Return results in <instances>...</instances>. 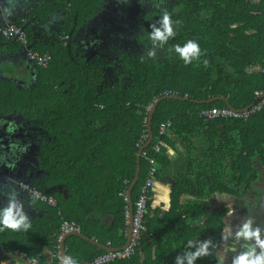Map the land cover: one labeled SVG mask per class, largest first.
I'll use <instances>...</instances> for the list:
<instances>
[{"label": "trees", "instance_id": "1", "mask_svg": "<svg viewBox=\"0 0 264 264\" xmlns=\"http://www.w3.org/2000/svg\"><path fill=\"white\" fill-rule=\"evenodd\" d=\"M68 3L69 14L60 27L64 35L69 34L71 26L82 27L103 0H67L56 8L65 12ZM168 7L175 10L173 19L181 22L176 40L170 44L183 43L185 38L197 40L205 52L202 59L208 60L206 68L202 64L184 66L166 58L162 51L158 61L146 62L141 61L142 54L125 53L119 56L128 73L123 85L115 83L99 89L93 68H86L79 61L71 63L58 42L54 47L39 48L32 31L25 29L29 43H33L32 50L48 53L52 60L45 72L39 70L28 96L22 98L4 84H0V96L11 93L12 102L28 100L29 108L38 105V116L45 126L57 125L54 131L50 129L57 135L55 145L40 156L47 178L35 187L41 192L51 186L63 187L68 195L58 191L51 194L55 207L48 206L41 216L32 219L29 233H0V252L20 251L38 264H47L42 253L45 249L53 251L63 220L75 222L80 234L103 246L124 245L126 203L120 193L127 191L133 181L137 144L147 130L149 109L166 92L186 100L169 96L158 103L151 118L152 140L145 153L154 156L152 149L159 142L174 150L177 141L185 147L174 174H169L173 162L164 147L154 156L156 180L168 170L174 182L169 198L171 208L167 212L153 210L151 190L144 219L146 232L134 255L109 264H173L187 239L219 241L226 210L211 212L209 201L214 195L243 199L261 178L264 107L247 120L219 118L209 122L200 119L198 113L224 108L225 103L201 105L195 101L225 98L234 109L242 110L254 101L256 90L264 89V76L260 73L264 68V0H169ZM155 15L154 10L146 13L143 39ZM62 81L64 86L71 84L72 90L63 92L57 86ZM168 120L171 138L158 133L159 124ZM147 168V161L140 158L139 179L131 192L133 202L146 179ZM94 213L111 216L112 224L100 226L88 218ZM65 245L66 254L80 264L105 252L76 236L68 237ZM150 253L154 257H145ZM50 264H58V258ZM197 264L215 262L208 257Z\"/></svg>", "mask_w": 264, "mask_h": 264}, {"label": "flooded vegetation", "instance_id": "2", "mask_svg": "<svg viewBox=\"0 0 264 264\" xmlns=\"http://www.w3.org/2000/svg\"><path fill=\"white\" fill-rule=\"evenodd\" d=\"M138 9L136 13L129 15L127 20L123 21V23L114 21L113 23H108V25L103 24L101 28L99 27L104 33V36L103 42L97 46L94 45L93 47V45H89L88 43H81L80 47H78L74 45L73 40L74 37H76L75 35L79 34L80 37L84 38L85 33L89 30L95 32V30L98 29L96 24L92 26V29L87 25H83L80 29L71 26L70 32L67 35L60 33V26L56 29L57 35L53 38L54 42H51V44L53 46V44L58 42L59 46L66 50L67 59L71 63L77 64L79 61L85 64L86 68H93V74L97 75L99 78L97 85L99 89H102L103 86H112L115 83L122 86L126 77H128V73L123 67V63L120 61L119 56L125 53H130L134 56L136 54H143L144 48L142 43L145 41L142 32L143 17L148 11L154 10L151 8L150 4L149 6L141 5V8ZM66 19L67 16H64L62 22H65ZM2 28L3 27H0V84H4V86L14 90V92L19 93L22 98H24L30 93L28 90L35 85L39 70L43 72L47 70L36 66L28 56V51L32 50L33 43H29L25 29L32 31L35 43H37L35 33L38 30L33 27L29 28V25L20 27L26 36V43L23 45L16 39L8 40L2 37ZM62 36L65 40H62ZM56 37L58 38L55 39ZM57 86L63 88V92L72 90L73 87L71 84L64 86L63 81L57 82ZM12 101L13 96L11 93L0 96V118L15 120L21 127L10 138L6 137L3 129H0V138H3L0 139V143L4 144L3 151L6 152L10 140L15 139H19L22 143H29L30 146L27 152L21 156L14 169H8L0 165V184L19 181L29 188L39 191L35 186L43 183L44 179L47 178L45 170L41 168V152L45 149H49L51 145H55L54 140L57 139V135L54 133L52 134V131H54L57 125L50 127L45 126L43 120L38 116V112H40L41 109L38 105L33 104V107L29 108L30 103L28 100H20L19 102ZM50 129L52 131H50ZM260 183H262L261 180H258L257 183L252 185L251 190L244 196V200L235 199L234 201L236 202L233 207L235 209L237 208L236 205L238 201H242L245 206L247 205V207H249L248 202H246L247 199L245 198L246 196H251L252 193L254 195L256 190L262 187ZM57 190H59L57 187L51 186L44 189L43 192H39L51 196V194L56 193ZM20 196L22 200H25V203H29L26 201L28 198V191H21ZM0 199H2V197H0ZM261 199L264 203V194ZM38 204L44 203H39L38 201L32 204V206ZM27 207H29V205L25 204V211L29 214L28 212L30 210H28ZM250 214L256 217L258 223L264 225V206L263 208L252 209ZM0 253L1 255L3 254V252Z\"/></svg>", "mask_w": 264, "mask_h": 264}, {"label": "clouds", "instance_id": "3", "mask_svg": "<svg viewBox=\"0 0 264 264\" xmlns=\"http://www.w3.org/2000/svg\"><path fill=\"white\" fill-rule=\"evenodd\" d=\"M123 4H129L130 0H118ZM154 9L155 19L148 25L147 36L142 43L144 51L140 55L141 61H158L159 52H163L168 59H175L183 63L184 66L193 65L206 68L208 60L202 59L205 52L201 49L200 43L195 39L185 38L183 43L175 41L179 32L180 21L173 19L175 10L170 11L169 0H147ZM7 7L0 9V18L10 17L20 3V0H4ZM141 5L145 0H138ZM21 125L15 120L0 118V129L6 137H12ZM3 139V138H0ZM29 143H22L19 139L10 140L7 151H3L4 144L0 143V165L8 169H14L17 162L29 148ZM169 155L174 153L169 150ZM25 186L19 181L0 184V233L4 234H27L32 228V219L25 211V204L32 205L42 199L39 191L32 190L28 193V198L22 200L20 192H24ZM165 193L162 199V211L167 212L171 208L170 199L167 196L166 186H160ZM225 202L226 217H231L235 213V208L227 200ZM212 257L215 264H264V225L257 222L255 216L246 213L239 218L236 224H225L220 230L219 241L213 238L203 239L193 237L187 239L174 257L173 264H197V261ZM15 259L10 257L8 264H15ZM22 264H38L32 259L23 258ZM58 264H80L72 255L60 254Z\"/></svg>", "mask_w": 264, "mask_h": 264}, {"label": "crops", "instance_id": "4", "mask_svg": "<svg viewBox=\"0 0 264 264\" xmlns=\"http://www.w3.org/2000/svg\"><path fill=\"white\" fill-rule=\"evenodd\" d=\"M66 1L67 0H20V3L18 4L15 11L10 17L0 18V27L7 26L11 23L12 24L20 23L26 26L29 25V28L33 27L38 30L35 33V37L37 38L36 45L39 48L43 49L49 46L52 47L51 42H54L53 38L57 35L56 29L63 25L64 21L62 22V20L64 19V16H67L69 14L70 5L69 3L66 5L65 12H63L61 9L56 7L59 4L63 5ZM142 5L149 6V3L147 2V0H145V3ZM3 7H7V4L4 3V0H0V9H2ZM138 8H141V4L138 3V0H130L129 4L120 3L118 2V0H103V3L99 5V7L94 12V14L84 24V26L87 25L91 29L92 26L96 24L98 29H96L95 32L89 30L87 33H85L84 38L80 37L79 34L75 35L76 37H74L73 39L74 45L80 47L81 43H88L89 45H93L94 47V45L97 46L98 44H101V42H103L102 40L104 33L101 31L100 28L103 26V24L108 25V23H113L114 21H120L123 23V21L127 20V17L129 15L136 13L139 10ZM144 17H143V22H144ZM80 28L81 26L78 27V29ZM0 46H1V38H0ZM254 70H257V68H254ZM168 136L169 138H171L172 135L169 134ZM175 145H176L175 150L169 146L163 145V147L166 149L168 157L173 162L172 165L173 168L169 171V174L175 173V169H177V167L183 160V156L185 154V147L180 141H177ZM169 150H171L174 153V155H169ZM160 186L167 187L168 189L167 196L168 198H170V194L173 191L174 182L172 181L171 177H169L168 170L165 175L161 176L159 179L156 180L154 187L152 189L153 190L152 207L153 210H158V211H162L163 204L161 198L165 195V193L161 190ZM57 191L58 193H61L63 196L68 195V191L63 187H60L59 190ZM218 198L227 200V202L231 205V207H233V205L235 204L234 201L235 199L233 198L227 196L214 195L209 201L211 212H219L220 210L225 209V202L218 200ZM181 201H183V198ZM46 208H48V206L43 204H38L36 206L31 205V207H27V209L30 210L28 212L29 213L28 215L30 216L29 218L33 219L38 216H41L42 213L44 212L43 210H45ZM88 218H90L93 221H97L100 226H107V227H109L112 224V220H113L111 216L98 214V213L90 214ZM224 223H226V221H224ZM67 240L68 238L64 242L65 253L67 250L65 245L67 243ZM42 254L47 264H50L52 260L55 259V257L52 255V251L49 249H45ZM60 254H61V244H60ZM1 256H3L4 258L2 259L0 258V264H8L7 260H9L10 256H14V255L12 253L11 254L3 253ZM142 257H144L143 254ZM145 257L152 258L154 257V255L153 253H150L148 256ZM19 259L15 261V264H22V262Z\"/></svg>", "mask_w": 264, "mask_h": 264}, {"label": "built area", "instance_id": "5", "mask_svg": "<svg viewBox=\"0 0 264 264\" xmlns=\"http://www.w3.org/2000/svg\"><path fill=\"white\" fill-rule=\"evenodd\" d=\"M1 35L2 37L8 40L16 39L18 42L22 43L23 45H25L26 43V36L24 32L21 30L19 26L14 24L4 26L1 29ZM62 40H65L63 36H62ZM28 56L30 60L36 64V66L45 70L48 68L51 61V56L48 53L39 54L36 51L29 50ZM260 73L264 76V68L260 69ZM164 96L173 97L176 96V94L171 92H166L164 93ZM255 100L256 103L247 110L242 109V110L233 111L228 109L227 107L224 108L213 107L211 109L201 110L198 113V117L200 119L209 122L219 118L247 120L251 115L261 111L262 108L264 107V89L256 90L254 92V101ZM170 128H171V121L168 120L163 123H160L158 127L159 135L167 136ZM147 141H148V133L147 130H145L141 134L137 147L139 149L144 147ZM161 147H163V143L159 142V144H157L152 149L153 153L155 155L158 154L161 150ZM145 149H143V151L141 152L140 158H143L147 161L148 168L146 173V179L143 185L139 189V195L137 197V200L133 202L130 232H129V209H128L127 191H125L124 193H120V196L123 198L124 202L126 203L125 212H124L125 225H126L124 245L114 247L110 243H108L106 247L111 248L112 250L104 252L102 255L97 256L92 261L84 262L81 264H109L115 261L128 260L134 255L142 235L146 232V227L144 226V219L148 215V202L150 201V192L154 187V184L156 182V175H157L156 161L154 157L155 155L150 157L147 156V154L145 153ZM24 190L28 191L29 193L30 191L35 189L29 188L27 186ZM41 194H42V199L38 200L39 202L44 203L50 207H55L56 202L53 199V197L45 195L43 193ZM73 233H80V227L75 222H68L63 220L59 227L58 233L56 234V244L52 251V255L55 258H58L60 255V244L62 239L66 235ZM128 236H129V241L126 245ZM12 254L22 259L27 258L26 254L20 251H14ZM32 260L36 261L35 259Z\"/></svg>", "mask_w": 264, "mask_h": 264}, {"label": "water", "instance_id": "6", "mask_svg": "<svg viewBox=\"0 0 264 264\" xmlns=\"http://www.w3.org/2000/svg\"><path fill=\"white\" fill-rule=\"evenodd\" d=\"M168 97L166 96H163L162 98L156 100L154 102V104L152 105V107L149 109V114H148V119H147V125H146V128H147V133H148V141L146 142V144L144 145V147L140 148L138 150V153H137V156H136V161H137V167H136V172H135V175H134V178H133V181L131 182L129 188H128V191H127V196H128V209H129V232H130V228H131V219H132V211H133V201H132V197H131V192H132V189L134 188V186L137 184V181L139 179V173H140V154L141 152L143 151V149H145L146 147H148L151 143V140H152V132H151V118H152V115L158 105V103L160 101H163L165 99H167ZM173 99H176V100H186V98H181V97H178V96H173L171 97ZM217 101H221V102H224L226 107L230 110H233V111H237L236 109H234L230 104L229 102L225 99V98H213V99H210V100H207V101H195V103L197 104H211V103H214V102H217ZM256 103V100L254 102H252L248 107L244 108V110H247L249 109L250 107H252L254 104ZM29 207H31L29 205ZM71 236H76V237H80L82 238L83 240L85 241H88L90 242L91 244L97 246L98 248L104 250V251H109V250H112L111 248H108L106 246H103V245H100L98 244L97 242L93 241V240H90L88 238H86L85 236H83L82 234L80 233H73V234H69V235H66L62 241H61V254H66L65 253V246H64V242L65 240L68 238V237H71ZM129 241V236L127 238V242H126V245ZM10 257H13L15 259H19L20 257L18 256H10ZM0 258H4L3 256L0 255ZM20 261L23 260L22 258L19 259Z\"/></svg>", "mask_w": 264, "mask_h": 264}, {"label": "rangeland", "instance_id": "7", "mask_svg": "<svg viewBox=\"0 0 264 264\" xmlns=\"http://www.w3.org/2000/svg\"><path fill=\"white\" fill-rule=\"evenodd\" d=\"M261 178L259 180H261L262 183L261 186L258 190H256V193L251 196H246L245 199L246 202H248L249 207H247V205L245 206L244 203H242V201H238L237 202V208L235 209V213L233 216L231 217H226L225 221L227 224H236L239 222V218L240 216L246 214V213H251L252 209L254 208H263L264 203L262 202V195L264 194V168L261 169ZM250 197V198H249ZM244 200V199H243ZM236 202V201H235Z\"/></svg>", "mask_w": 264, "mask_h": 264}]
</instances>
